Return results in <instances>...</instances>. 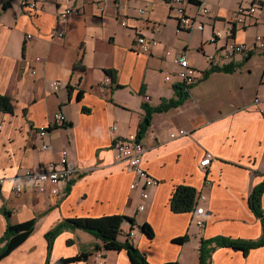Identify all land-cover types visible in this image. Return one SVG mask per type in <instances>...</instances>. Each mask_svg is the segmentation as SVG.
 <instances>
[{
    "label": "crops",
    "instance_id": "1",
    "mask_svg": "<svg viewBox=\"0 0 264 264\" xmlns=\"http://www.w3.org/2000/svg\"><path fill=\"white\" fill-rule=\"evenodd\" d=\"M240 2L186 0L189 15L196 17L205 3L211 16L201 19L203 30H180L167 0H71L83 13L67 16L66 0H38L34 13L20 0H0V95L14 103L13 113L0 112V178L7 180L0 185V239L9 223L36 219L35 230L0 264H45L46 234L64 219L81 216L133 219L134 227L124 222L119 240L133 231L130 242L150 264H200L202 239L262 236L261 218L249 205L252 189L264 181V51L230 56L226 47L264 35V6L244 24H234ZM138 30L158 41L149 53L138 50ZM216 31L223 35L215 37ZM167 50L186 53L198 81L187 86L180 106L152 114L142 138V163L160 183L144 201L140 189L131 190L137 176L128 163L116 160L114 143L137 134L145 105L178 99L177 87H185ZM53 81H61V88L55 91ZM57 113L67 122H58ZM46 125L49 131L42 136L39 128ZM180 130L187 134L171 136ZM45 144L49 148L43 149ZM63 150L79 170L65 193L52 195L32 185L14 192L13 183L26 170L58 164ZM208 154L213 158L206 168L201 160ZM181 185L196 191L191 212L170 207ZM262 203L264 211V194ZM196 206H204L206 214L196 215ZM3 208L11 211L9 219ZM144 223L153 227V238L139 227ZM186 235V242H175ZM102 247L94 235L65 228L52 245L51 263L89 254L68 264H95L101 253L105 264H132L126 250ZM211 264H264V246L246 254L217 246Z\"/></svg>",
    "mask_w": 264,
    "mask_h": 264
},
{
    "label": "built area",
    "instance_id": "2",
    "mask_svg": "<svg viewBox=\"0 0 264 264\" xmlns=\"http://www.w3.org/2000/svg\"><path fill=\"white\" fill-rule=\"evenodd\" d=\"M22 7L28 13H34L38 8V0H20ZM71 0H66V7L63 12L64 16L74 14L80 15L83 11L77 7H74L71 3ZM167 4L172 12L175 14V18L178 23L180 30L182 29H199L203 30L205 24L201 19L206 16H211L210 8L202 3L199 5V12L196 17L191 16L187 13L184 4L186 0H167ZM264 6V0H241L238 5L235 17L233 20L234 24H244L245 20L249 16L257 14L262 7ZM141 13H144V9H140ZM123 25H127L126 21L122 22ZM153 28H157L156 24H151ZM223 34L221 31H216L215 37H221ZM31 38V36H29ZM215 39V38H214ZM135 43L139 47L138 50L141 52L149 53L150 50L158 44V41L154 39H148L141 30H138L135 34ZM226 52L228 55H233L236 52L240 54L247 55L253 50L264 51V35H258L254 37L252 43H240L233 41L226 47ZM166 56H173L174 63L176 64V74L179 78V82L189 86L195 84L198 81V71L193 67L188 55L184 52L173 53L171 50L166 51ZM212 58V57H211ZM171 76L167 77V80H170ZM55 90H58L62 86L61 81H54L52 83ZM256 103L259 102V99H256ZM55 119L60 123H66L67 118L62 113H57ZM2 126L0 124V131ZM49 131V125L42 126L39 128V132L42 136H45ZM187 134V131L180 130L178 133L173 132L172 137H177L178 135ZM49 148V145H43V149ZM114 149L116 151V159L119 161H128L130 167L133 168L134 172L137 175V178L133 181L130 186L132 190L140 189L141 196L144 201H148L150 198V189L157 186L160 182L158 179L152 177L143 166V156L146 152L145 144L142 142V139H139L137 135H128L114 143ZM68 151L63 150L61 158L58 164L45 165L43 168L38 171L28 169L25 171L23 176L13 183V190L17 194H22L26 191L27 185L35 186L36 189L40 192L49 191L52 195H60L66 192L68 185L74 182V177L79 173L77 167H75L72 162L69 160ZM213 158L212 154H208L206 157L201 160V166L208 167ZM6 177L0 178V185L5 183ZM199 197V195H198ZM199 199H205V194H201ZM141 210H145V205L143 203L139 206ZM195 214L202 216L206 214L204 206H196ZM133 233V232H132ZM131 233V235H132ZM100 260L95 262V264H105L104 258L101 253H98Z\"/></svg>",
    "mask_w": 264,
    "mask_h": 264
},
{
    "label": "trees",
    "instance_id": "3",
    "mask_svg": "<svg viewBox=\"0 0 264 264\" xmlns=\"http://www.w3.org/2000/svg\"><path fill=\"white\" fill-rule=\"evenodd\" d=\"M9 5V1L3 3V8L6 9ZM218 68H213L216 70ZM220 70L231 71L228 67H222ZM109 75L114 77L112 70L107 71ZM114 79V78H113ZM177 87L178 99H170L165 101L156 107H149L145 105V114L138 126L137 137L142 139L146 134L149 126L151 125L152 114L155 112H165L173 107H178L182 104L184 98L187 96V86ZM14 103L7 95H0V112L13 113ZM264 194V181L258 184L250 193V208L251 211L261 218L263 225V234L257 240L246 239H234L227 236H216L210 239H202L201 248L199 249L200 264H211V256L213 250L217 246L230 247L234 250L242 251L244 254L249 251L264 246V211L262 209V197ZM196 198L195 189L187 185H181L176 188L172 195L170 207L175 213H181L189 211L194 208ZM5 217L10 218L11 211L3 208ZM128 221L135 226L133 219L128 218L126 215H105L101 217H74L70 219H64L54 230H50L46 236L49 241V255L45 264H68L74 261H79L88 258L89 254H79L71 258H60L54 263H51V250L54 245L55 238L63 229L74 228L81 229L94 235L97 239L101 240L104 249L111 251L126 250L132 264H150L145 254H143L133 243L130 242L126 235L125 241L119 240V235L123 232V224ZM36 227V219H31L23 223L12 224L9 223L5 234L0 239V260L7 257L18 245H22L25 240L31 235ZM143 233L150 238L154 237V229L149 223H144L139 226ZM188 240V236H182L175 239V242L184 243ZM96 249H99L97 246ZM165 264H181L178 261L168 262Z\"/></svg>",
    "mask_w": 264,
    "mask_h": 264
},
{
    "label": "rangeland",
    "instance_id": "4",
    "mask_svg": "<svg viewBox=\"0 0 264 264\" xmlns=\"http://www.w3.org/2000/svg\"><path fill=\"white\" fill-rule=\"evenodd\" d=\"M21 5H22V4H21ZM74 7H75V6H74ZM79 9H80V8H79ZM254 31H255V30H254ZM53 82H54V81H53ZM52 86H53V85H52ZM54 90H55V89H54ZM55 91H56V90H55ZM113 128L116 129L115 126H114ZM135 135H137V134H135ZM117 141H118V140H117ZM116 160H117V159H116ZM117 161H119V160H117ZM124 162L128 163V161H124ZM50 164H55V163H52V162H51V163L46 164V166H47V165H50ZM128 164H129V163H128ZM129 167H130V165H129ZM130 168L133 170L132 167H130ZM133 172H134V170H133ZM134 173H135V172H134ZM135 174H136V173H135ZM77 176H78V175H77ZM77 176H76V177H77ZM136 176H137V175H136ZM76 177H74V179H76ZM70 185H72V183H71ZM70 185H68V187H69ZM130 188H131V187H130ZM66 190H68V188H66ZM131 190H132V189H131ZM14 192H15V191H14ZM132 232H133V231H131V232L129 233L130 236H131V233H132Z\"/></svg>",
    "mask_w": 264,
    "mask_h": 264
}]
</instances>
